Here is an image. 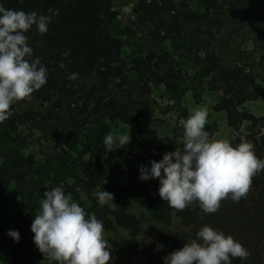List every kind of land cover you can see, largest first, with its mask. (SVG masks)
I'll return each mask as SVG.
<instances>
[{
    "label": "trees",
    "instance_id": "trees-1",
    "mask_svg": "<svg viewBox=\"0 0 264 264\" xmlns=\"http://www.w3.org/2000/svg\"><path fill=\"white\" fill-rule=\"evenodd\" d=\"M248 1L251 0H202L203 10L196 11L190 8L189 0H137L131 8L132 23L141 27L153 48L143 55L133 56L130 66L126 67L121 57V42L108 29L117 15L110 0H0L5 8L35 11L51 17L46 33L37 32L35 26L25 33L27 43L33 49V58L39 57L47 69L46 83L32 93L41 104L51 105L42 114L33 108L18 110L16 107L24 99L17 101L10 106L9 115L0 122V128L6 133L15 132L26 123L44 128L64 154L65 146L78 137L87 124H97L108 116L119 118L123 123L137 121L143 117V108L151 103V83L163 84L172 96L179 94L181 74L171 65L170 59L162 60L158 66L153 65L157 58L154 48H160L165 40H174L177 50L186 49L192 53L198 49L203 52L202 56L196 55L199 75L207 78L208 88L220 91L213 108L225 112L226 123L236 136L231 143H241V124H255L264 118L238 109L237 105L257 98L262 93L261 87L239 59L227 61L217 46L220 42L218 34L224 28L223 9L242 6ZM65 52L68 55H62ZM61 62L63 67H60ZM130 70L136 73L134 86L128 81ZM72 73H76L75 79L68 78ZM189 114L182 109L180 117L185 119ZM52 117L56 122L49 121ZM247 137L255 140L253 135ZM131 142L141 148L149 161L151 158L159 160L167 152V148L155 141L151 144L139 142L133 134ZM126 145L115 151V155L126 161L125 166L115 164L104 173H98L96 170L108 151L104 145L87 146L71 161L70 181L60 180L56 173L51 184L43 185L33 178L35 159L32 154L22 155L17 146L0 144V191H6L1 201L15 200L22 206H30L34 197L42 199L48 187L62 185L66 194L76 196L81 190L88 195L90 205L85 210L101 220L104 228L111 229L116 223L134 234L139 219L129 214L121 202L122 194L134 192L141 205L151 209L152 217L168 222L175 209L169 207L158 192L150 191L144 179L139 178L134 161L143 159V156L134 154ZM129 155L134 161L128 159ZM97 187L113 194L117 203L114 210L99 205L95 195H90ZM250 198L247 193L239 202L224 199L215 213L205 214L195 201L178 210L180 223L190 233L189 236L184 232L175 233L170 238L172 246H182L185 241L195 238L202 225L208 224L230 234L248 250L246 259L234 258L231 264H264L260 250L264 230L260 218L250 211L249 202H253ZM256 203L254 207H264L262 197ZM22 219L19 215L13 225L19 226ZM31 243L26 236H19L16 242L6 234L0 239V257L11 264H32L27 253ZM121 245L131 246V241L113 240L112 251L117 252ZM159 257L157 252H148L144 260H136L133 264H150ZM109 264L117 263L109 261Z\"/></svg>",
    "mask_w": 264,
    "mask_h": 264
},
{
    "label": "rangeland",
    "instance_id": "rangeland-1",
    "mask_svg": "<svg viewBox=\"0 0 264 264\" xmlns=\"http://www.w3.org/2000/svg\"><path fill=\"white\" fill-rule=\"evenodd\" d=\"M136 1L110 0L117 15L108 29L121 42V57L126 67L130 66L133 56L143 55L148 49L153 48L145 38L141 27L132 23L131 8ZM189 6L192 10H203L202 0H189ZM222 15L224 28L218 34L220 42L217 48L227 61L239 59V63L255 76L262 92L257 98L237 105V108L264 118V0H251L238 7L227 6L223 9ZM154 51L157 53V58L153 62L154 66L160 65L162 60L170 59L171 65L180 72V91L177 96H172L163 84L151 83L149 94L151 103L143 108V117L137 121L123 123L119 118L108 116L97 124H87L82 133L65 146L64 154L44 128L35 127L30 123L19 126L15 132L6 133L3 128H0V144L17 146L22 155L32 154L35 159L33 178L42 182L43 185H48L52 183L51 178L56 173L59 174L60 180L70 181V175L73 172L70 168L71 161L87 146H103V139L109 132L121 133L129 137L126 147L132 149L134 154L143 156V159L139 161H134L132 155L128 156V159L134 161L135 167L139 170L140 165H147L150 161L145 157L141 148L131 142L132 134L143 144H151L155 141L159 146L167 148V152L172 151L183 138V128L180 124L182 109L191 113L196 108H206L208 122L205 124V130L210 138L235 140L234 131L226 123L225 112L213 108L221 94L220 91L208 88L207 78L199 75L200 66L196 61V55L202 56L203 52L198 49L192 50V53L186 49L177 50V42L174 40H165L161 47L154 48ZM128 81L130 86L136 85V73L133 70L129 71ZM113 94L117 95L115 90ZM49 105L51 103L41 104L31 93L30 97L25 98L16 108L18 110L33 108L45 114ZM52 119L55 120L52 117L49 121L56 122ZM239 132L241 142H250L254 146L256 156L264 158V119L258 120L255 124L243 122ZM248 135H253L255 140L248 139ZM120 147L114 144L113 150L108 151L102 157L100 166L96 170L98 173H104L115 164L126 165V161L121 156L115 155L116 149ZM122 181L125 182V179ZM144 182L150 191L158 192V179L149 177L144 179ZM263 189L264 171H261L251 178L247 193L249 198L251 196L250 199L253 198V202H249L250 211L260 218L264 230V207L262 209L254 207L257 199L262 197L264 201ZM101 190L97 187L91 190L90 195ZM5 192L0 191V239L5 238L9 229L18 230L19 236H26L32 242L27 249L32 264H48L34 244L32 239L34 233L30 230L35 212L39 210L40 197H34L32 205L22 206L15 200L2 202ZM69 194L84 208L89 207V197L84 191L78 190L76 196ZM121 202L127 212L139 219L140 223L134 234L116 223L111 229L104 228L105 238L110 244V262L133 264L136 260H144L146 253L157 252L160 257L150 264H163V257L184 245L175 247L170 241V238L177 232H184L188 236L190 233V230L180 223L178 210H173L170 220L163 222L152 217L151 209L141 205L134 192L122 194ZM19 215L23 217V221L19 226H14ZM124 239L130 240L131 246L121 245L117 252H113L111 242ZM260 240V250L264 257V232ZM157 244H162L163 247L157 250ZM0 264L11 263L4 262L0 257Z\"/></svg>",
    "mask_w": 264,
    "mask_h": 264
},
{
    "label": "clouds",
    "instance_id": "clouds-1",
    "mask_svg": "<svg viewBox=\"0 0 264 264\" xmlns=\"http://www.w3.org/2000/svg\"><path fill=\"white\" fill-rule=\"evenodd\" d=\"M50 22L47 15L0 4V122L8 117L11 105L29 98L46 83L47 69L39 57L33 58L25 33L32 26L46 33ZM75 77L76 73L68 76ZM207 117L206 108L194 109L180 121V145L139 167V178L158 179L159 197L176 210L195 201L204 213H215L222 200L239 202L245 197L251 178L264 171V158L256 156L250 142L233 145L227 138H210L205 130ZM128 142L129 137L121 133L109 132L103 139L106 151H112L114 144L120 147ZM94 195L99 205L115 209L112 193L103 189ZM30 230L48 264H109L111 251L103 222L66 194L62 185L44 191ZM7 235L19 241L18 230L9 229ZM156 247L159 250L163 245ZM248 255L240 241L204 224L195 238L163 257V264H231L232 259L243 261Z\"/></svg>",
    "mask_w": 264,
    "mask_h": 264
}]
</instances>
